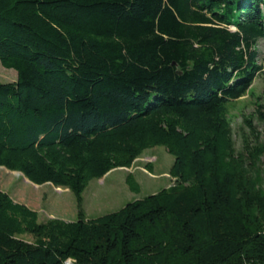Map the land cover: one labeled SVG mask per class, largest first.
Segmentation results:
<instances>
[{"label": "trees", "instance_id": "obj_1", "mask_svg": "<svg viewBox=\"0 0 264 264\" xmlns=\"http://www.w3.org/2000/svg\"><path fill=\"white\" fill-rule=\"evenodd\" d=\"M261 40L264 0H0L18 74L0 84V167L79 208L39 223L0 189V264H264V147L239 151L227 118ZM156 146L173 185L87 219L89 183Z\"/></svg>", "mask_w": 264, "mask_h": 264}, {"label": "rangeland", "instance_id": "obj_2", "mask_svg": "<svg viewBox=\"0 0 264 264\" xmlns=\"http://www.w3.org/2000/svg\"><path fill=\"white\" fill-rule=\"evenodd\" d=\"M233 29V28H232ZM259 64L264 65V40L257 45ZM17 71L6 69L0 62V84L16 82ZM227 118L233 131V139L239 151H242L243 140H249L251 147H264V71L257 76L248 94L228 105ZM251 125V126H250ZM175 157L166 147L156 146L144 151L137 159L129 173L116 169L103 179L92 180L83 194V208L87 219H96L117 212L130 202L142 200L166 189L174 183L170 170ZM151 168H147V165ZM147 168L146 173L139 167ZM264 177V156L259 163ZM132 174L140 186L134 192L127 184V176ZM0 189L12 199L26 205L39 215V223L50 219L75 222L79 219V208L75 195L68 189L55 188L51 184L35 185L22 174L11 172L0 167ZM24 240L33 242L30 235Z\"/></svg>", "mask_w": 264, "mask_h": 264}, {"label": "crops", "instance_id": "obj_3", "mask_svg": "<svg viewBox=\"0 0 264 264\" xmlns=\"http://www.w3.org/2000/svg\"><path fill=\"white\" fill-rule=\"evenodd\" d=\"M133 167V166H132ZM139 169L142 171V172H144V173H146V171H147V168H144L143 166H141V167H139ZM119 170H125V171H127V172H131L132 171V168H120ZM115 171V170H114ZM173 180V179H172ZM173 184L172 183H170L168 186H167V188H169V187H171Z\"/></svg>", "mask_w": 264, "mask_h": 264}]
</instances>
